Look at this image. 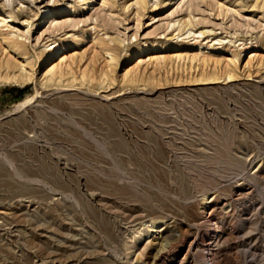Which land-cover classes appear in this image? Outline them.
I'll return each instance as SVG.
<instances>
[{"label":"rangeland","instance_id":"1","mask_svg":"<svg viewBox=\"0 0 264 264\" xmlns=\"http://www.w3.org/2000/svg\"><path fill=\"white\" fill-rule=\"evenodd\" d=\"M81 2L0 0V264H264V0Z\"/></svg>","mask_w":264,"mask_h":264},{"label":"bare ground","instance_id":"2","mask_svg":"<svg viewBox=\"0 0 264 264\" xmlns=\"http://www.w3.org/2000/svg\"><path fill=\"white\" fill-rule=\"evenodd\" d=\"M94 1V0H93ZM176 1V0H175ZM178 1V0H177ZM90 2H92V0H82V2L80 3V7H85L86 5H88ZM96 2H97V0H96ZM136 2L140 5V4H146L147 3V0H136ZM173 2V0H166V2H165V6H168V5H170L171 3ZM8 4H9V1L7 2ZM177 3V2H176ZM67 6V5H66ZM163 6V5H162ZM175 6V5H174ZM89 8H91V7H89ZM127 8V7H126ZM165 8V7H164ZM48 9V8H47ZM67 8L66 7H61L60 9H58V10H52L51 12L54 14V15H57L58 13H64L65 11H67L66 10ZM83 10V9H82ZM90 10V9H89ZM167 11V10H166ZM170 11H172L171 9H170ZM79 12V11H78ZM169 12V11H168ZM74 13V12H73ZM160 13V12H159ZM171 14V13H170ZM2 15V14H1ZM0 15V22H3V21H5V19H3V18H5V17H3V16H1ZM45 15V14H44ZM37 17V16H36ZM56 17V16H55ZM83 17V16H82ZM10 18V17H9ZM65 18V17H64ZM76 18V17H75ZM46 19H47V17H46ZM53 20H56V19H54L53 18ZM52 20V21H53ZM58 20L59 19H57L56 20V22L55 23H57L58 22ZM47 21V20H46ZM51 21V20H50ZM50 21H48V22H50ZM177 21H178V24H180L181 23V26L178 28V31H182L183 29H186L188 26H192V22H191V20H190V18L189 19H187V20H182V19H180V20H173V21H170L169 23H168V27H167V29H169V28H172L176 23H177ZM8 23H10V22H8ZM52 23V22H51ZM2 24V23H1ZM35 24V23H34ZM39 24H42V22H39ZM38 24V25H39ZM76 24H78V23H76ZM73 25V24H71V25H73V27L74 26H77V25ZM194 26V25H193ZM6 27V26H5ZM63 27H65V26H63ZM32 28V27H31ZM34 28V27H33ZM66 28V27H65ZM80 28V27H79ZM95 28V27H94ZM94 28H93V30H94ZM30 29V28H29ZM189 29H187V31H188ZM56 31V30H55ZM61 31V30H60ZM82 31V30H81ZM174 31H176V30H174ZM30 32V31H29ZM33 32V31H32ZM35 32V31H34ZM71 32V31H70ZM70 32H68V33H66V34H69ZM72 34H70V36H68V39L67 40H65V42L64 43H61L60 41H57L56 39H54V38H52V39H45L43 42V45H42V48L40 49V51H38V52H36V55H37V62L40 64V65H44V64H46L47 62H49L50 60L52 61V59H54L56 56H58V54H59V52L61 51V50H63L64 48H67V47H69V46H71L72 44H73V41L76 39V37H77V34L76 33H73V32H71ZM197 34V36H195V38L194 39H199V37H200V35H202L203 34V32H199V33H196ZM19 36V35H18ZM39 38V37H38ZM49 38V37H48ZM37 40H39V39H37ZM144 40V39H143ZM147 41V40H146ZM201 42H203V41H201ZM213 42V41H212ZM1 43H3V44H1ZM99 43L102 45V46H105L106 45V43L103 41V40H100L99 41ZM197 45H203V44H201V43H198ZM146 46H147V43L145 42V41H142V42H140L139 44H138V46H136V48H133V49H131V50H129L128 52H126V59H131L135 54H139V53H142L144 50H145V48H146ZM204 46V45H203ZM209 46V45H208ZM0 48H2L3 49V54H4V52H8V53H10V55H8L9 56V58H7V61L4 63L5 64V68L6 69H9V71H8V73L7 74H5L4 75V79L7 81V82H9V83H11V84H15V85H26V84H28V83H30L31 81H33V80H35V70L33 71V72H26V69L25 68H23V70H22V72H17V70L16 71H14L15 69H16V65H13V62H11V59H13L14 58V55H12L13 53H17V54H24V52L26 51V47H25V44L18 38V37H13V36H11V33L9 34V35H0ZM7 50H9V51H7ZM67 56V55H66ZM178 56V55H177ZM13 57V58H12ZM63 59H65L64 57H65V55H62L61 56ZM69 57V56H68ZM137 57V56H136ZM180 59H181V55H179L178 56ZM197 57H199L198 55H197ZM159 58V57H158ZM62 59V60H63ZM113 60H114V58H112ZM197 60L198 58H196V56H192V59L191 60ZM183 60V59H182ZM200 60V59H199ZM203 60V62L204 63H202V65H209L210 63H207L208 62V60L206 59V58H202L201 59V61ZM15 61V60H14ZM200 62V61H199ZM209 62H211V60L209 59ZM218 62V61H217ZM16 63V62H15ZM213 63L214 64H218V66H219V62L218 63H215L214 61H213ZM212 63V64H213ZM20 65V64H19ZM69 65V64H68ZM24 66V65H23ZM70 66V65H69ZM229 66V65H228ZM60 67V66H59ZM215 68V67H214ZM62 69V68H61ZM71 68L69 67V70H70ZM208 69V68H207ZM213 69V68H212ZM68 70V71H69ZM226 70V69H225ZM62 71V70H61ZM71 71V70H70ZM88 71V70H87ZM90 72V71H89ZM222 72V71H221ZM50 73H51V77H50V80H52V79H54V78H59V79H62L63 77H64V73H63V71L61 72V73H58V71H56V69L54 68V69H51L50 70ZM66 73V72H65ZM129 71L127 70L125 73H123L124 74V78H126V76H128L129 74ZM49 74V73H48ZM105 74V73H104ZM47 75V74H46ZM225 75V74H224ZM233 75V74H232ZM232 75H230L229 76V74H228V76H227V78L229 77V78H234ZM86 76V74L84 73L83 74V77H85ZM86 78V77H85ZM201 79V78H200ZM200 79H198V81L200 80ZM203 79V78H202ZM210 79H212V80H214V81H216L218 78L217 77H211V78H209V79H207L206 78V80H209V81H206V82H210L211 83V80ZM220 79V78H219ZM205 80V79H204ZM219 81V80H218ZM217 81V82H218ZM205 82V83H206ZM216 83V82H215ZM219 83V82H218ZM40 95V93H39V91L36 89L35 90V93L34 94H32V96H27V97H25V99H23L18 105H16L15 107H14V109L12 110V111H10L9 112V114H11L12 112L14 113V112H16V111H19L20 109H22V108H24V107H27L30 103H32L38 96ZM251 203H252V201H250ZM254 202V201H253ZM251 203H249V204H251ZM244 215V213H241V217ZM210 219H207L206 220V224L208 225L209 223H210ZM243 222V221H242ZM244 224L246 223V222H243ZM211 224V223H210ZM150 225V224H149ZM150 227H152V228H158V227H160V221L158 220V219H153V220H151V225H150ZM155 229V230H156ZM205 229L206 228H202L201 229V233H200V236H199V238H203V239H205L206 238V234H205ZM250 232V231H249ZM201 240V239H200ZM204 241V240H203ZM214 243H215V237H210V241H209V243H202L203 244V250L204 251H210L212 254H210V258L205 262V264H207V262H209V264H215L216 263V259H217V254L216 253H214ZM201 251V250H200ZM205 257V256H204ZM207 258V257H206Z\"/></svg>","mask_w":264,"mask_h":264}]
</instances>
